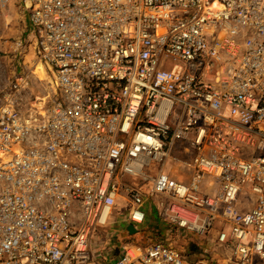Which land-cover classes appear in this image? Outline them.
Returning a JSON list of instances; mask_svg holds the SVG:
<instances>
[{"label":"built area","instance_id":"obj_1","mask_svg":"<svg viewBox=\"0 0 264 264\" xmlns=\"http://www.w3.org/2000/svg\"><path fill=\"white\" fill-rule=\"evenodd\" d=\"M19 1L54 98L42 120L23 112L21 79L0 106V264H90L95 247L105 264H191L167 242L93 239L120 176L147 168L131 224L163 196L172 225L215 232L203 264H264V0Z\"/></svg>","mask_w":264,"mask_h":264},{"label":"rangeland","instance_id":"obj_2","mask_svg":"<svg viewBox=\"0 0 264 264\" xmlns=\"http://www.w3.org/2000/svg\"><path fill=\"white\" fill-rule=\"evenodd\" d=\"M38 62L44 66L48 74L44 80L34 74ZM173 68L175 67L171 69ZM164 70L169 69L164 68ZM21 79L25 81V86L15 100L18 101V107L23 112L30 113L29 104L34 97H45L46 103L54 98L52 75L37 53L36 37L32 31L29 14L19 0H9V2L0 0V106L6 102L7 97L10 99L15 95L14 85ZM51 105L52 102L45 111H49ZM40 111L37 110V113L33 112V114L42 120L43 115ZM43 113L46 112L43 110ZM152 166L154 167L155 164L153 163ZM153 170V168H147L143 178L120 176V200L110 218V224L105 230L104 227H99L94 232L93 239L97 240L96 235L102 233L101 240L104 245L107 249L112 246L116 252L122 251L126 246H144L158 241L167 242V245L180 251L184 259L191 264H203L210 261V257L204 253L203 246L212 242L215 232L212 236H199L172 225L169 222L166 203L170 204L173 200L157 195L151 197L145 207V222L140 226L131 224L128 214L133 204L127 195V190L136 188L143 195H147L151 191L152 181L156 176ZM181 173L187 174L189 171L183 170ZM208 189L207 184L201 187L202 191H210ZM247 200V197H243L239 206ZM129 226L135 227L137 232L131 235L127 229ZM98 242L100 243V240L96 241L97 244ZM213 252L218 257H224L226 254L220 247L214 248ZM90 253L93 257L90 264L96 261L95 264L106 263V254L99 247L92 248ZM211 264L214 263L211 262Z\"/></svg>","mask_w":264,"mask_h":264},{"label":"bare ground","instance_id":"obj_3","mask_svg":"<svg viewBox=\"0 0 264 264\" xmlns=\"http://www.w3.org/2000/svg\"><path fill=\"white\" fill-rule=\"evenodd\" d=\"M34 74L37 75L39 79L41 80L46 79L48 76L44 66L40 62L36 64ZM30 104L33 108L40 110L44 108V105L46 104V98L45 97H34L31 99ZM42 115L45 116V113H42Z\"/></svg>","mask_w":264,"mask_h":264},{"label":"water","instance_id":"obj_4","mask_svg":"<svg viewBox=\"0 0 264 264\" xmlns=\"http://www.w3.org/2000/svg\"><path fill=\"white\" fill-rule=\"evenodd\" d=\"M127 229H128V232H129L131 235H133V234H135V233L137 232V230H136L135 227H133V226H129Z\"/></svg>","mask_w":264,"mask_h":264},{"label":"crops","instance_id":"obj_5","mask_svg":"<svg viewBox=\"0 0 264 264\" xmlns=\"http://www.w3.org/2000/svg\"><path fill=\"white\" fill-rule=\"evenodd\" d=\"M150 241V240H149Z\"/></svg>","mask_w":264,"mask_h":264}]
</instances>
